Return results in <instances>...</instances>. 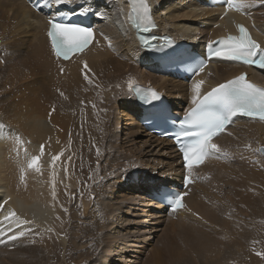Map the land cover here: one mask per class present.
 <instances>
[{
  "label": "bare ground",
  "instance_id": "obj_1",
  "mask_svg": "<svg viewBox=\"0 0 264 264\" xmlns=\"http://www.w3.org/2000/svg\"><path fill=\"white\" fill-rule=\"evenodd\" d=\"M149 2L161 33L195 47L241 20L200 0ZM126 3H53L56 15L90 6L97 28L86 51L62 62L41 14L0 0V264H264V123L233 119L214 142L220 152L186 170L171 142L142 131L130 94L152 86L184 113L198 82L207 92L246 71L264 86V71L215 62L188 84L161 76L118 26ZM245 8L264 47V3ZM184 171L193 176L186 207L161 215L153 189ZM9 210L19 227L4 221Z\"/></svg>",
  "mask_w": 264,
  "mask_h": 264
},
{
  "label": "snow or ice",
  "instance_id": "obj_2",
  "mask_svg": "<svg viewBox=\"0 0 264 264\" xmlns=\"http://www.w3.org/2000/svg\"><path fill=\"white\" fill-rule=\"evenodd\" d=\"M37 2L38 6L47 7L53 2L59 6L64 0H37ZM255 2L256 0H251V2L246 0L244 3L237 4L235 0H226L225 13L229 10L251 7ZM259 2L264 3V0H259ZM140 7L142 11L136 27L140 32L148 33L154 27V23L150 19L148 5L141 4ZM47 23V35L52 51L57 58L67 60L70 55L79 54L89 45L94 35L93 29L65 23L57 16L48 18ZM238 31L240 33L238 38L234 39L229 36L226 40L218 41L217 44L220 46L212 50L210 55L264 69V47L254 42L243 26H239ZM142 40L148 49H155L154 45L149 43L148 37H142ZM204 66L201 63L195 74L198 75L202 72ZM201 83L202 81L193 86L192 108L180 123L179 130L174 133L177 144L181 146L180 151L185 161V167L188 169L220 152L217 144L212 141L214 137L225 131L235 117H248L264 123V89L247 82L246 75L242 74L233 80L219 84L207 92L200 91ZM150 95L152 100L157 98L155 93ZM41 151L43 152V145ZM37 159L34 158L28 167H33ZM58 159V156L52 157L53 162ZM184 195L186 193L178 194L170 200V208L173 212L183 207ZM4 203L6 204L7 201ZM0 208H3V205H0ZM15 215V212L9 210L3 219L16 223L19 227L21 222L12 219ZM23 223L30 222L24 221ZM25 234L26 230H21L9 236L8 239L15 240L25 236ZM256 254L264 257V253L257 252Z\"/></svg>",
  "mask_w": 264,
  "mask_h": 264
},
{
  "label": "rangeland",
  "instance_id": "obj_3",
  "mask_svg": "<svg viewBox=\"0 0 264 264\" xmlns=\"http://www.w3.org/2000/svg\"><path fill=\"white\" fill-rule=\"evenodd\" d=\"M85 7L92 9L90 6H85ZM93 13H94V10H93ZM260 151L263 152L264 151V147H260ZM142 256H140V257H142Z\"/></svg>",
  "mask_w": 264,
  "mask_h": 264
}]
</instances>
